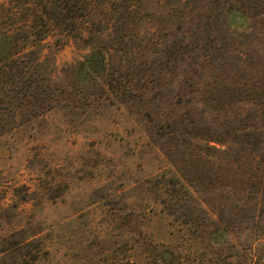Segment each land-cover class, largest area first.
Here are the masks:
<instances>
[{"label": "rangeland", "instance_id": "rangeland-1", "mask_svg": "<svg viewBox=\"0 0 264 264\" xmlns=\"http://www.w3.org/2000/svg\"><path fill=\"white\" fill-rule=\"evenodd\" d=\"M46 1L0 0V68ZM103 2L144 12L34 44L52 95L0 133V264L264 259V0Z\"/></svg>", "mask_w": 264, "mask_h": 264}, {"label": "trees", "instance_id": "trees-1", "mask_svg": "<svg viewBox=\"0 0 264 264\" xmlns=\"http://www.w3.org/2000/svg\"><path fill=\"white\" fill-rule=\"evenodd\" d=\"M47 1L43 6L39 4L42 8L40 10L41 21L38 23L34 20L28 23V26H25L27 35L25 37H27L26 41H29L30 46L27 45L32 50H29L23 57L19 54L15 55V58H11L9 64H3V67L8 66L6 70L0 68V113H7V118L2 117V114L0 115V133L10 130L14 123L13 118H10V116L14 115L16 109L26 107L29 102H42L46 97L52 95L50 90L53 79L50 75L51 72H47L48 69L44 63L45 57H42L34 49V44L52 37L55 38L56 35L63 38L72 37L84 43H89L96 35H100V38H107L113 31L130 28L129 22L119 20L123 17L122 15L125 14V19H129L128 17L131 14L137 15L140 11L141 13L144 12L142 9L138 12L134 11L135 8L138 9L139 1L137 2L138 6H132V8L127 6L128 3L123 6H116L113 3L110 7H102V4L105 5L103 1L108 2V0H88L87 3L84 2L86 3L84 5H81L82 0H58L52 1V3L49 0ZM127 1L131 2L133 0ZM141 1L144 2V0ZM174 1L177 8V4L187 0ZM32 15L36 17V13H32ZM43 18L44 20H42ZM5 61V57L0 58V63ZM169 133L175 136L177 132L172 131ZM253 134L258 137L262 136L260 133L258 135ZM245 135L249 136L250 134L247 132ZM259 143L262 142L259 141ZM249 145L256 146V143H250ZM206 149H209V147H206ZM199 154L205 155L201 152ZM250 157H252L251 154ZM253 161L258 162L256 157L255 159L253 157ZM250 255L249 260L237 262V264H264V259L255 258V251Z\"/></svg>", "mask_w": 264, "mask_h": 264}]
</instances>
